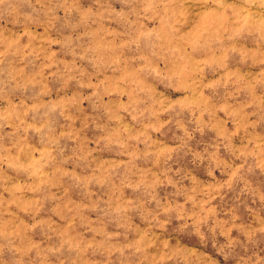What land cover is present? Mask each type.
<instances>
[{
	"label": "rangeland",
	"instance_id": "rangeland-1",
	"mask_svg": "<svg viewBox=\"0 0 264 264\" xmlns=\"http://www.w3.org/2000/svg\"><path fill=\"white\" fill-rule=\"evenodd\" d=\"M0 264H264V0H0Z\"/></svg>",
	"mask_w": 264,
	"mask_h": 264
}]
</instances>
